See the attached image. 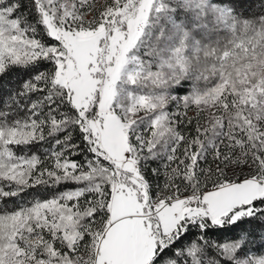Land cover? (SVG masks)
<instances>
[{
	"label": "snow or ice",
	"instance_id": "snow-or-ice-1",
	"mask_svg": "<svg viewBox=\"0 0 264 264\" xmlns=\"http://www.w3.org/2000/svg\"><path fill=\"white\" fill-rule=\"evenodd\" d=\"M0 264H264V0H0Z\"/></svg>",
	"mask_w": 264,
	"mask_h": 264
}]
</instances>
